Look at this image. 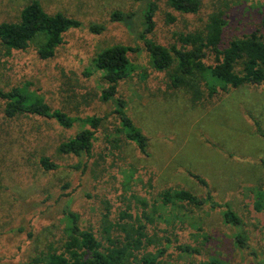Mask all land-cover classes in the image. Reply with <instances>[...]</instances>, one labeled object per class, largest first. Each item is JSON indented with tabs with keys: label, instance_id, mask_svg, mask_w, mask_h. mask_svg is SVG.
<instances>
[{
	"label": "rangeland",
	"instance_id": "rangeland-1",
	"mask_svg": "<svg viewBox=\"0 0 264 264\" xmlns=\"http://www.w3.org/2000/svg\"><path fill=\"white\" fill-rule=\"evenodd\" d=\"M29 1L0 0V23L17 21L21 8ZM38 1L46 12H61L77 19L80 26L67 30L55 54L47 59L37 55L33 44L26 50L9 52L0 43V87H26L43 97L52 109L79 119L96 114L102 121L93 158L88 161L86 156L62 155L56 150L61 141L84 127L81 120L69 129L39 121L35 128L43 132V137L38 151L28 153L26 148L15 156L8 141L15 133H7L6 127L12 123L0 117V264H32L49 248L61 246L66 236L64 207L74 208L82 214L83 223L90 221L97 229L103 220L98 210L106 197L105 184L117 182L124 190L122 198L131 188V192L148 201L146 210L154 221L147 230L165 232L148 249L154 253V246L167 248L156 264H197L210 258L229 264H251L245 252L234 244L236 230L224 222L221 208L161 202L163 191L180 188L197 196H205L209 190L216 203H228L242 219L243 230L258 258L264 261V208L254 209L252 193L264 186V81L231 87L193 103L187 91L168 87L165 76L152 71L143 52L136 53L132 57L133 69L119 81L118 92L126 100L128 115L148 138L149 155L145 156L119 132L121 125L112 113L113 103L101 99L100 92L106 86L104 71L95 67L93 57L114 44L140 43L141 26L136 18L146 2ZM217 10L228 14L224 38L229 40L257 25L264 12V0H201L199 12L194 14L170 12L161 3L150 37L169 45L173 33L202 27L208 14ZM114 11L133 12L134 21L113 20ZM167 13L174 17L172 22ZM92 25L102 26L103 30L92 32ZM214 60L209 52L204 61L213 64ZM240 68L236 66L237 71ZM18 136L12 143L24 138L22 134ZM114 140L119 142L116 154L110 149ZM42 154L64 164L86 163L87 171L82 175L63 167L45 172L37 164ZM113 172L118 178H113ZM190 173L205 179L207 187ZM65 183L68 188H63ZM70 191L71 197L63 195ZM86 207L97 214L88 215ZM165 237L198 252L177 250Z\"/></svg>",
	"mask_w": 264,
	"mask_h": 264
},
{
	"label": "trees",
	"instance_id": "trees-1",
	"mask_svg": "<svg viewBox=\"0 0 264 264\" xmlns=\"http://www.w3.org/2000/svg\"><path fill=\"white\" fill-rule=\"evenodd\" d=\"M132 1L146 2L142 14L140 13L141 18H136L141 26L140 43L105 47L95 54L93 62L97 69L104 71L106 86L102 88L100 97L103 101L113 103L112 113L121 125L119 132L123 133L127 140L133 141L141 154L148 156V138L128 115L126 100L118 92L119 81L126 78L133 69L132 57L138 52H143L152 71L162 73L168 87L187 91L193 103L213 97L218 92H225L231 87L261 84L264 81V12L259 16L257 25L248 33L225 40L228 14L224 10L213 11L205 18L202 27L173 33V42L165 45L150 37L155 28V14L160 4L167 5L170 12L194 14L199 12L201 0ZM134 18L133 12L124 14L114 11L111 14V19L118 21L133 22ZM167 19L172 22L174 17L167 13ZM79 26L77 19L61 12L48 13L38 0H31L21 8L17 21L0 23V43L9 52L23 51L33 44L37 55L41 59H47L55 54L56 48L63 41V34ZM90 30L99 33L103 27L92 25ZM209 52L214 55L213 64L204 61ZM236 66L241 67L239 71ZM0 100V117L6 122L15 123L6 126L7 133H15L14 138H19L18 134L24 136L15 143H12V135L7 138L15 156L26 148L28 153L38 151L39 142L43 137V132L35 128L39 121H51L63 129H69L77 120H81L84 127L75 135L61 141L56 150L62 155L86 156L88 161L93 158L92 152L96 146L102 117L91 114L82 119L73 118L60 109H52L43 97L23 86H14L7 90L0 87ZM118 148L119 142L114 140L110 145L111 153L116 154ZM262 163L264 164V160ZM37 164L45 172L69 167L82 175L88 168L86 163L64 164L43 154L38 155ZM113 173V178H118L116 172ZM190 175L207 187L205 179L193 173ZM111 179L109 176L108 180ZM117 183L105 184L106 197L101 201V211L98 210L103 220L97 229L90 221L83 223L82 214L74 208L64 207L62 211L66 217V236L61 246L49 248L42 256L34 258L32 264H156L157 258L167 253V248L154 246V253L148 249L156 237L163 238L165 232L147 230V226L154 221L146 210L148 201L131 192V188L122 198L124 190L122 185ZM68 187V183L63 186ZM252 193L254 209L261 211L264 208V186L255 188ZM63 195L71 197L72 191ZM86 196L89 197L90 194ZM160 198L163 204L186 202L196 207L208 204L212 208H221L224 222L236 230L234 244L238 250L245 252L251 264H264V261L258 258L257 251L250 245L240 216L228 203H216L209 190L205 196H197L183 188L169 189L163 191ZM85 209L92 217L97 214L96 211H89L88 207ZM164 239L170 245H175L177 250L198 252L187 244L174 243L168 237ZM197 264L229 263L210 258Z\"/></svg>",
	"mask_w": 264,
	"mask_h": 264
}]
</instances>
